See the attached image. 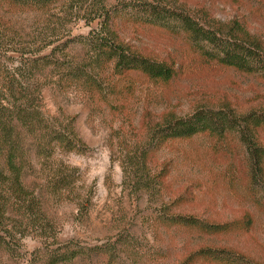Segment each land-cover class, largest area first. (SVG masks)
<instances>
[{
	"label": "rangeland",
	"instance_id": "rangeland-1",
	"mask_svg": "<svg viewBox=\"0 0 264 264\" xmlns=\"http://www.w3.org/2000/svg\"><path fill=\"white\" fill-rule=\"evenodd\" d=\"M151 2L199 17L206 13L222 23L240 22L264 40V0H58L44 12H12L0 5L10 26L0 32L2 77L16 65V50L48 42L41 54L66 44L60 61L83 63L86 49L73 42L106 13L125 44L175 70L168 81L140 74L119 79L120 86L130 87L124 91L127 111L120 114L77 90L57 88L64 72L50 67L39 76L44 119L63 134L72 126L84 147L58 151V159L44 158L27 169L28 184L44 185V229L40 236L30 232L13 252L2 251L0 264H43L50 249L67 246L80 252L68 264H182L188 253L201 248L233 250L264 264V172L252 177L235 131L169 140L147 154L148 173L132 166L143 163L139 151L162 114L186 116L199 108H227L238 115L264 110V77L205 60L182 33L132 21L130 8ZM256 131L255 139L264 145V126ZM63 177L64 187L52 194L49 182ZM150 181V190L142 188ZM176 215L238 226L210 233L167 221ZM207 258L197 257L192 264H223Z\"/></svg>",
	"mask_w": 264,
	"mask_h": 264
},
{
	"label": "trees",
	"instance_id": "trees-1",
	"mask_svg": "<svg viewBox=\"0 0 264 264\" xmlns=\"http://www.w3.org/2000/svg\"><path fill=\"white\" fill-rule=\"evenodd\" d=\"M57 1L0 0V5H5L12 12H44ZM130 9L134 22L182 33L205 60L264 77V40L250 33L240 22L222 23L206 13L199 17L182 8L152 2ZM99 17L96 27L73 42L86 49L87 57L83 63L67 66L60 61V54L68 46L66 44L60 45L61 48L54 46L49 53L41 54V49L48 42L43 46L39 44L35 48L16 50L19 52L15 57L16 65L5 76L0 75V253L13 252L18 242L30 232L40 236L44 229L40 224L44 214V185L37 182L28 184L27 169L44 158L58 159V151H80L84 147L72 126L63 134L56 127L52 129L54 125L44 119L39 76L50 67L57 69L58 73L64 72V83H56L57 88L77 90L91 102L104 104L120 114L127 111L124 91L127 92L130 87L128 84L120 86L119 79L140 74L151 81H168L175 74L172 64L148 58L125 44L114 28L116 22L109 14ZM9 27V22L0 15V32ZM39 43H42V39ZM153 125L150 129L151 140L139 151L143 163L132 164L134 167L145 168L147 154L169 140L197 134L223 136L235 131L245 146L252 177L257 179L264 172V145L255 139L256 129L264 126V110L238 115L227 108H199L186 116L162 114ZM146 169L145 174L148 173ZM151 181L142 188L150 190ZM64 185V177L53 178L48 187L54 194ZM167 221L187 228L197 226L210 230V233L229 232L238 226L234 221L210 224L193 216L182 215L173 216ZM249 222L250 219H247ZM240 227L244 228L243 224ZM79 255L80 252L71 246L64 250L50 249L43 264H68ZM208 256L216 257L215 261L223 264L225 261L229 264H260L243 258L244 255L233 250L211 248L188 253L182 264H192L197 257L208 259Z\"/></svg>",
	"mask_w": 264,
	"mask_h": 264
}]
</instances>
